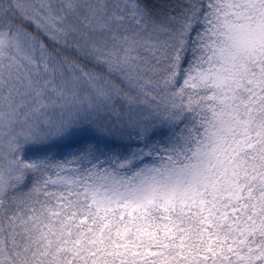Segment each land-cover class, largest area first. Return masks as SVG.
I'll return each instance as SVG.
<instances>
[{"label":"snow or ice","instance_id":"6c2138e0","mask_svg":"<svg viewBox=\"0 0 264 264\" xmlns=\"http://www.w3.org/2000/svg\"><path fill=\"white\" fill-rule=\"evenodd\" d=\"M0 264H264V0H0Z\"/></svg>","mask_w":264,"mask_h":264}]
</instances>
